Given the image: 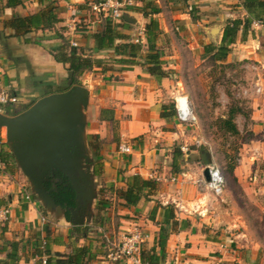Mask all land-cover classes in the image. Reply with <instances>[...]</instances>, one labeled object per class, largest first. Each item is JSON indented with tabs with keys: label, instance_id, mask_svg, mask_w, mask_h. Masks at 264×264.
I'll use <instances>...</instances> for the list:
<instances>
[{
	"label": "crops",
	"instance_id": "obj_1",
	"mask_svg": "<svg viewBox=\"0 0 264 264\" xmlns=\"http://www.w3.org/2000/svg\"><path fill=\"white\" fill-rule=\"evenodd\" d=\"M93 2L0 0V90L17 98L16 104L4 107L6 116L22 112L44 95L65 91L70 84V72L67 65L56 62L52 56L63 41L69 45L74 43L83 57L102 63L78 73L75 78L88 90L84 118L92 172L96 160L100 163L99 174L94 176L93 173L95 197L91 218L80 227L92 224L98 233H102L103 240L99 244L88 235L85 239H78L76 235V238H70L73 226L65 224L66 220L61 217L53 216L57 219L53 221L51 214L32 195L28 182L13 159L7 158L9 150L4 142V131L0 128V156L7 159L5 164L0 163V207L8 209V220L0 225V261L9 250L6 244L15 242L18 246L15 264H40L35 255L38 244L40 248L47 246L61 260L66 258L71 248L89 246L91 254L87 264H128L106 260V240L116 239L122 232L137 226L143 237L140 245L142 264L148 263L150 255L158 260L157 264H254L250 252L245 250L247 245L240 240L246 235L240 230L235 202L229 197L218 202L215 196L205 191L202 167H197L201 162L198 147L196 150L188 148L190 125L179 123L175 113L170 117L160 116L162 105L173 104L177 84L171 79V71L176 67L174 56L164 47L167 43H174L170 34L174 31L179 36L187 34L191 47H199V42L203 46L209 41L204 34L208 28L204 25L220 22L216 25L218 44L227 21L245 17L240 3L236 0H189L188 7L196 11L191 13L196 18L192 20L189 8L178 10L182 7L180 0H155L160 12L153 18L162 33L157 46L160 47L162 69L166 73L158 79L139 65L121 67L110 64L112 52L96 50L92 35L102 29L107 19L89 10ZM38 12L41 15L35 19L41 26L50 16L58 21L51 28L31 29L24 34H15L8 25L13 19ZM123 15L127 21L122 17L112 23L121 24V20L127 23L129 28L122 29L121 33L129 36L132 42L135 37L140 39L143 52L145 40L142 31L147 20L138 13L127 11ZM79 23L82 24L77 26ZM198 29L203 34H197ZM256 29L251 27L246 41L241 43L238 38L232 45L234 48L244 43L245 46L237 48L240 50L242 47L240 59L261 60L262 53L258 50H264V47L260 48L257 34L253 32ZM260 33L263 35L264 31ZM245 50L249 52L244 54ZM107 67L110 69L105 70ZM254 85L259 87L258 94L252 93ZM248 88L253 136L243 145L249 153V159L243 161L252 166V179L258 195H261L264 193V169L255 165L258 162L264 164L262 76L248 84ZM169 108L173 110L168 107V111ZM100 110H111L113 121H100ZM122 146H127L129 152L121 153L119 147ZM133 176L152 181L154 188L149 195L141 196L135 206L126 207L115 196L114 190H125ZM25 195L29 196L28 199L24 198ZM159 205L171 206L173 219L162 223L163 211ZM161 231L167 233L162 248L158 245Z\"/></svg>",
	"mask_w": 264,
	"mask_h": 264
},
{
	"label": "rangeland",
	"instance_id": "obj_2",
	"mask_svg": "<svg viewBox=\"0 0 264 264\" xmlns=\"http://www.w3.org/2000/svg\"><path fill=\"white\" fill-rule=\"evenodd\" d=\"M218 23L204 25L208 28L204 34L209 37L206 43L216 45L217 31L212 30L218 28ZM260 31L262 32L260 29L253 30L257 34L260 48H263L264 34L262 35ZM176 32L170 34L174 43L172 45L167 43L164 47L174 56V66H176L171 71L173 72L171 79L177 83L173 98H186L193 115V121L188 129L190 135L188 148L196 150L198 145H203L208 150L211 164L220 170L224 178L223 192L216 199L219 202L221 198L229 197L235 202V212L241 222L240 230L246 235L240 240L242 244L247 245L248 249L245 250L250 252L254 264H264V193L258 195L252 179L254 175L252 166L243 161L249 159V153H246L247 150L243 149V145L253 136L251 132L253 124L249 120V99L243 90L248 88V84L257 77L262 76L264 79V50H258L262 53L259 61L254 58L240 59L242 54L239 53L242 47L240 50L237 48L240 45L245 46L243 43L232 48L222 63H214L209 59L201 58L202 45L199 41L200 53L199 47L195 45L191 47L187 34V36L184 34L179 36ZM196 33L202 32L198 29ZM251 34L253 35L252 32ZM248 35L250 34H247L246 40ZM247 52L249 51L245 50L244 54ZM250 64L257 69L254 71L245 67ZM231 106L241 108V113L233 120L239 132V136L236 137L224 134L219 124L220 120L227 119V112ZM255 166L264 169V164L261 165L259 162ZM197 167H202L201 162ZM238 180H241L240 183H237ZM205 191L212 196L207 189ZM258 196L262 197L258 198ZM55 220L57 219L53 217V221ZM64 223L67 224L66 221ZM86 230L88 236L101 244L103 240L101 232L98 233L92 224Z\"/></svg>",
	"mask_w": 264,
	"mask_h": 264
},
{
	"label": "trees",
	"instance_id": "obj_3",
	"mask_svg": "<svg viewBox=\"0 0 264 264\" xmlns=\"http://www.w3.org/2000/svg\"><path fill=\"white\" fill-rule=\"evenodd\" d=\"M98 0H94L97 2ZM134 5L128 10L129 12L138 13L142 18L146 19V23L143 26V35L145 40V49L142 52L141 44H135L131 41V38L127 35L121 33L122 29H128L129 25L121 20V24H113L109 19H107L99 32L92 35V39L95 43V48L98 51L109 50L112 52L110 57V64L119 65L121 67L139 65L146 73L155 78H163L166 73L162 69L161 50L157 46V41L162 35L158 28V23L154 15L160 12V8L157 6L155 0H133ZM189 0H180L182 7L178 10L182 11L188 9L190 17L192 20L196 19L191 16V13H195L193 7H188L187 2ZM137 3V5L135 4ZM240 6L245 12V17L240 19L236 18L227 21L221 30V37L218 44L213 45L211 43L204 44L202 46L201 58L209 59L214 63H222L229 55L232 45L237 41V36H239V41L244 42L248 32H250L251 24L254 21L264 22V0H239ZM50 14L52 11H49ZM41 15L40 12L28 17H21L13 19L9 25L10 28L14 30L15 34L27 33L31 29H48L53 26L58 20L49 17L47 23L41 26L37 23ZM62 39V38H60ZM54 60L58 63L67 65V70L70 72V84L65 89H69L71 86L79 85L77 79L75 78L78 73L83 71H89L92 69L93 65H101L99 60H91L88 57H83L80 55L75 47L70 46L67 42L63 41L52 54ZM104 69V68H103ZM107 67L105 70H109ZM168 107L173 110L168 111ZM173 104L162 105L160 116L170 117L174 115ZM241 113V108L238 106H231L227 112V119L220 120L221 130L224 134L236 137L239 136V132L234 124V117ZM108 116V117H107ZM100 121H113L111 110H100L99 112ZM9 155V156H8ZM7 158L12 156L8 153ZM7 159L1 158L0 163L5 164ZM100 163L96 160L93 168L94 176L99 174ZM60 187V185H58ZM154 188V183L148 180H142L138 176H133L130 178L125 190H114L115 196L123 203L124 206H135L140 200L141 196L149 195L150 191ZM146 190V193L143 191ZM112 191V190H110ZM51 197L57 196V201H54L56 205L60 206L65 210V218H68L67 208H73V192L69 186H64L61 188V194L55 195L50 194ZM99 204V203H98ZM101 205V204H99ZM159 208L163 211L162 223H165L167 219H173V213L171 206H160ZM94 221V219H93ZM87 227H71L69 233L70 238H74L75 235L79 239H85L87 237ZM75 237V238H76ZM167 233L165 231L160 232V238L158 240V245L162 248L163 241L166 239ZM8 246V252H6L4 260L0 261V264H15L16 263V251L17 243L9 242L6 244ZM38 244L35 248V255L40 257H45V264H87L90 257V247L81 246L76 248H71L70 252L67 254L64 260L57 259L58 254L52 253L47 246L43 245L40 248ZM141 261V259H140ZM148 263L146 264H157L158 260L150 255L148 257Z\"/></svg>",
	"mask_w": 264,
	"mask_h": 264
},
{
	"label": "water",
	"instance_id": "obj_4",
	"mask_svg": "<svg viewBox=\"0 0 264 264\" xmlns=\"http://www.w3.org/2000/svg\"><path fill=\"white\" fill-rule=\"evenodd\" d=\"M87 103V88L84 84L74 85L66 91L44 95L14 116L0 114L4 142L32 195L49 214L64 220L65 210L55 204L45 183L54 173L65 179L74 203L67 210L66 222L73 227L89 222L95 197L92 159L85 138ZM198 150L201 175L207 182L210 155L203 145Z\"/></svg>",
	"mask_w": 264,
	"mask_h": 264
},
{
	"label": "built area",
	"instance_id": "obj_5",
	"mask_svg": "<svg viewBox=\"0 0 264 264\" xmlns=\"http://www.w3.org/2000/svg\"><path fill=\"white\" fill-rule=\"evenodd\" d=\"M239 2V0H237ZM134 5L133 0H98L90 4V11L97 16L109 19L111 22L119 21L123 14L130 10ZM252 28H258L264 30V22L254 21L251 24ZM71 31L74 28L67 27ZM135 44H140V39L134 38ZM72 47H75L74 43H70ZM246 68L256 70L253 64L245 65ZM249 88L243 90V93L248 95ZM259 87L254 85L252 89L253 94L259 93ZM251 92V91H250ZM17 103V98L14 95L8 94L5 91L0 90V114L4 115V107L13 106ZM173 108L176 119L179 123L189 125L193 121L192 111L189 107V103L184 97L173 98ZM121 153H128L129 148L127 146L119 147ZM203 169V167H202ZM209 179L207 182L202 181L206 189L215 197L220 196L224 189V178L220 170L211 164L208 166ZM28 195H25V199H28ZM8 220V209L0 207V225H3ZM142 234L137 226H132L130 229L122 232L116 239L106 240L107 252L105 258L110 263L115 262H127L128 264H142L140 261V245L142 243ZM40 264H45V257L40 256L37 258Z\"/></svg>",
	"mask_w": 264,
	"mask_h": 264
},
{
	"label": "flooded vegetation",
	"instance_id": "obj_6",
	"mask_svg": "<svg viewBox=\"0 0 264 264\" xmlns=\"http://www.w3.org/2000/svg\"><path fill=\"white\" fill-rule=\"evenodd\" d=\"M58 185H60V187H58ZM64 186H68L65 179L60 174L57 173H54L52 176H50L45 183V187L49 191V193L55 195L61 194V188ZM52 199L53 201H57L58 197L53 196Z\"/></svg>",
	"mask_w": 264,
	"mask_h": 264
}]
</instances>
